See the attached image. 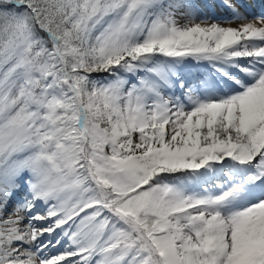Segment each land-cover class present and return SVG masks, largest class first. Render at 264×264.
Returning a JSON list of instances; mask_svg holds the SVG:
<instances>
[{
  "label": "snow or ice",
  "instance_id": "6c2138e0",
  "mask_svg": "<svg viewBox=\"0 0 264 264\" xmlns=\"http://www.w3.org/2000/svg\"><path fill=\"white\" fill-rule=\"evenodd\" d=\"M242 6L0 0V264H264V12Z\"/></svg>",
  "mask_w": 264,
  "mask_h": 264
},
{
  "label": "bare ground",
  "instance_id": "6f19581e",
  "mask_svg": "<svg viewBox=\"0 0 264 264\" xmlns=\"http://www.w3.org/2000/svg\"><path fill=\"white\" fill-rule=\"evenodd\" d=\"M209 1H212V0H209ZM244 1H245L244 2L245 4H242L243 6L240 8V11L242 13H245L246 15H248V13L245 12V10H243V7H246L247 8V6L251 10H254L255 11V9H256V12H258L259 14L262 13V12H264V0H244ZM217 10H218V12L220 11L219 9H217ZM240 23H241V21L234 20L232 22V25L231 26H237Z\"/></svg>",
  "mask_w": 264,
  "mask_h": 264
},
{
  "label": "rangeland",
  "instance_id": "374dc122",
  "mask_svg": "<svg viewBox=\"0 0 264 264\" xmlns=\"http://www.w3.org/2000/svg\"><path fill=\"white\" fill-rule=\"evenodd\" d=\"M209 2H212V1H209ZM245 1L244 0H240V3L241 4H245L244 3ZM206 12H208L210 15L212 14V12H218V10L217 9H209V8H206V9H204ZM243 10H245V12H249V14H248V17H249V19H251V15L252 14H256V15H259L258 14V12H256V10L254 11V10H251V9H249V7L247 6V8L246 7H243Z\"/></svg>",
  "mask_w": 264,
  "mask_h": 264
}]
</instances>
